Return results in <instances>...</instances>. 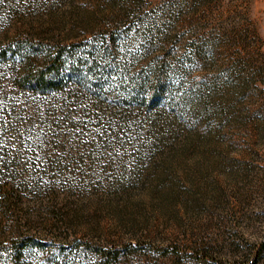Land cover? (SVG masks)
<instances>
[{"label": "rangeland", "instance_id": "rangeland-1", "mask_svg": "<svg viewBox=\"0 0 264 264\" xmlns=\"http://www.w3.org/2000/svg\"><path fill=\"white\" fill-rule=\"evenodd\" d=\"M0 264H264V0H0Z\"/></svg>", "mask_w": 264, "mask_h": 264}, {"label": "trees", "instance_id": "trees-1", "mask_svg": "<svg viewBox=\"0 0 264 264\" xmlns=\"http://www.w3.org/2000/svg\"><path fill=\"white\" fill-rule=\"evenodd\" d=\"M66 48L53 51L46 56L45 63L33 73H25L21 77L20 84L27 89L46 93L64 86L65 80L61 75L62 57ZM7 54V51H4Z\"/></svg>", "mask_w": 264, "mask_h": 264}]
</instances>
